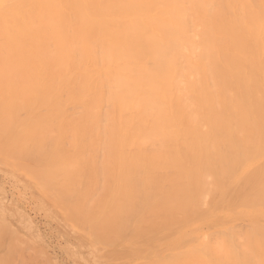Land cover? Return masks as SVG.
<instances>
[{"label":"bare ground","instance_id":"1","mask_svg":"<svg viewBox=\"0 0 264 264\" xmlns=\"http://www.w3.org/2000/svg\"><path fill=\"white\" fill-rule=\"evenodd\" d=\"M0 162L99 261L264 264V0H0Z\"/></svg>","mask_w":264,"mask_h":264},{"label":"rangeland","instance_id":"2","mask_svg":"<svg viewBox=\"0 0 264 264\" xmlns=\"http://www.w3.org/2000/svg\"><path fill=\"white\" fill-rule=\"evenodd\" d=\"M34 185L37 184L33 179L0 162V228L1 231L3 228L4 233L9 234V237L14 235L16 239H20H13L18 242L17 246H22V249L18 247L13 250L14 258H17L15 264H109L110 262L99 261L97 258L101 246H98V249L89 238L73 230L62 217L61 209L58 206L55 208L56 205L53 207L49 197L43 195L40 188ZM75 238H78V241ZM5 239L7 238L4 236ZM31 246L34 249H31ZM35 248H37L36 253Z\"/></svg>","mask_w":264,"mask_h":264}]
</instances>
